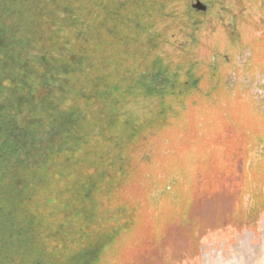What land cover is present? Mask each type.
Returning <instances> with one entry per match:
<instances>
[{
    "label": "trees",
    "instance_id": "16d2710c",
    "mask_svg": "<svg viewBox=\"0 0 264 264\" xmlns=\"http://www.w3.org/2000/svg\"><path fill=\"white\" fill-rule=\"evenodd\" d=\"M64 1L0 0V264H116L140 202L132 183L147 187L152 157L179 158L153 122L167 127L201 75L158 57L126 94L103 91L93 48L123 4Z\"/></svg>",
    "mask_w": 264,
    "mask_h": 264
},
{
    "label": "rangeland",
    "instance_id": "374dc122",
    "mask_svg": "<svg viewBox=\"0 0 264 264\" xmlns=\"http://www.w3.org/2000/svg\"><path fill=\"white\" fill-rule=\"evenodd\" d=\"M118 1L126 18L93 48L104 63L103 91L126 94L158 57L169 71L201 75L196 89L181 92L167 127L153 122L151 134L179 158L152 157L147 187L132 183L140 202L116 264H264V99L245 93L246 69L264 62V0H199L206 12L192 8L196 0ZM186 3L188 12L179 9ZM52 43L59 51L64 41ZM59 56L52 69L66 64ZM247 140L259 150L250 152Z\"/></svg>",
    "mask_w": 264,
    "mask_h": 264
},
{
    "label": "flooded vegetation",
    "instance_id": "af4514ba",
    "mask_svg": "<svg viewBox=\"0 0 264 264\" xmlns=\"http://www.w3.org/2000/svg\"><path fill=\"white\" fill-rule=\"evenodd\" d=\"M246 72L250 76L249 84H247L245 88L246 95L253 93V92L254 93L257 92V97L260 98L261 100L264 99V62L263 63L262 61L252 62L250 69L249 70L246 69ZM255 74H258V76L257 77L255 76V78H253V75ZM246 83H248V81H246ZM248 101H251V99H248ZM251 102H253L254 105L257 103V101H251ZM247 141H248L247 142L248 150L250 151L252 144L249 143V140ZM262 147L264 148V144L262 145ZM261 161L262 162H260V165L259 164L257 165L258 167H261L264 165V160H261Z\"/></svg>",
    "mask_w": 264,
    "mask_h": 264
},
{
    "label": "water",
    "instance_id": "95a60500",
    "mask_svg": "<svg viewBox=\"0 0 264 264\" xmlns=\"http://www.w3.org/2000/svg\"><path fill=\"white\" fill-rule=\"evenodd\" d=\"M192 8L194 10H197L199 12H206L207 6L201 3L199 0H196V3L192 5Z\"/></svg>",
    "mask_w": 264,
    "mask_h": 264
}]
</instances>
